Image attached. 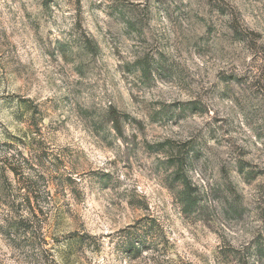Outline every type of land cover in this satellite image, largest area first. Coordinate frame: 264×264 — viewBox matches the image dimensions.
<instances>
[{
	"label": "rangeland",
	"instance_id": "obj_1",
	"mask_svg": "<svg viewBox=\"0 0 264 264\" xmlns=\"http://www.w3.org/2000/svg\"><path fill=\"white\" fill-rule=\"evenodd\" d=\"M0 264H264V0H0Z\"/></svg>",
	"mask_w": 264,
	"mask_h": 264
},
{
	"label": "trees",
	"instance_id": "obj_2",
	"mask_svg": "<svg viewBox=\"0 0 264 264\" xmlns=\"http://www.w3.org/2000/svg\"><path fill=\"white\" fill-rule=\"evenodd\" d=\"M185 201H186V204L188 205L192 204V200L188 196H186Z\"/></svg>",
	"mask_w": 264,
	"mask_h": 264
}]
</instances>
